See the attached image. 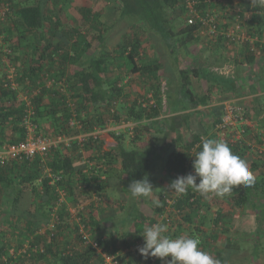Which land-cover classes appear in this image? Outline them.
<instances>
[{
	"label": "trees",
	"instance_id": "16d2710c",
	"mask_svg": "<svg viewBox=\"0 0 264 264\" xmlns=\"http://www.w3.org/2000/svg\"><path fill=\"white\" fill-rule=\"evenodd\" d=\"M72 2L0 0V149L25 140V116L42 138L68 139L0 163V264H108L106 256L113 264H167L171 257L145 259L138 251L144 229L156 223L167 225L165 235L173 238H198L202 250L227 263L232 256L222 246L240 236L251 205L264 210L262 152L249 150L256 155L248 164L253 182L234 187L225 197L203 196L191 188L178 194L168 186L194 173L201 136L210 134L222 116V102L230 99L225 93L232 90L234 75L215 73L230 67L223 51L238 47L245 61L237 64L247 67L264 56V50L255 53L248 43L229 36L232 25L259 38L264 35V7L255 0H113L109 8L116 5L118 17H102L103 8L102 15L92 12L95 4L93 9L81 6L80 19L71 22L65 11ZM4 16L9 17L6 23ZM122 22L126 27L120 29V39L109 43ZM155 36L165 44H155ZM199 36L203 43L209 38L220 45L217 55H209L205 66L176 68V88H166L161 82L169 76L166 65L176 67L178 62L172 54ZM12 67L16 89L7 79ZM117 68L121 71L113 74ZM129 76L149 95L131 98L124 92L121 81ZM215 98L222 102L213 109H194ZM182 100L192 110L186 111V105L171 108ZM242 101L236 102L248 118L264 111L262 103L247 106ZM205 113H211L212 124H195V116ZM128 123L131 126L108 130ZM248 135L245 129L241 141H226L242 159L248 153ZM145 176L149 181L160 177L167 186L147 213L143 199L133 198L127 187ZM129 201L137 212L119 223ZM261 216L257 224L264 220V211ZM220 234L227 241L222 243Z\"/></svg>",
	"mask_w": 264,
	"mask_h": 264
},
{
	"label": "clouds",
	"instance_id": "9594fccd",
	"mask_svg": "<svg viewBox=\"0 0 264 264\" xmlns=\"http://www.w3.org/2000/svg\"><path fill=\"white\" fill-rule=\"evenodd\" d=\"M255 2L264 7V0ZM193 169L194 173L173 180L168 186L169 190L184 194L191 188L203 196L215 194L222 198L230 195L234 187L248 186L254 180L247 162L220 139L202 138L201 150L195 155ZM128 191L133 198L140 199L151 197L154 190L145 176L141 180H133ZM167 231V225L161 223L146 227L142 234L144 244L138 248L139 253L145 259L156 257L165 260L171 257L167 264H220L219 260L200 248L198 238L184 235L173 238L165 235Z\"/></svg>",
	"mask_w": 264,
	"mask_h": 264
},
{
	"label": "rangeland",
	"instance_id": "374dc122",
	"mask_svg": "<svg viewBox=\"0 0 264 264\" xmlns=\"http://www.w3.org/2000/svg\"><path fill=\"white\" fill-rule=\"evenodd\" d=\"M105 2H108V4L101 6V3H105ZM112 2H113V0H73L72 4L65 11L66 18L68 20H70L71 22H75V21L80 19L79 9L81 6H85V7L89 6L91 9H93L95 4H97V5H96V7H94L95 9L92 10V12L98 11L102 15L101 8H103L104 13H103L102 17H104V15H108V16L113 17L116 13H117V17H118L119 16V10H116L117 9L116 5L114 4L115 6L113 8H109V6L113 5ZM54 12H55V9L52 10V12L49 11V14H52ZM0 15H3L2 10L0 11ZM8 18H6L4 16L5 23L9 21ZM120 24H121V26L119 25L115 30H113L111 32V34H110L111 40L109 41V43H115V41H118L120 39V35H121L120 29L121 28L123 29L124 27H126V25H125L126 23L122 22ZM127 31L129 33H134V32H132L133 29L128 28ZM138 33H140V32H138ZM156 37L157 36H155V40H153V42L155 44H159V43L165 44L164 40L158 41V39H156ZM55 38L58 39L59 36H56ZM228 47L231 48V46H228ZM146 48L150 49L149 47H146ZM158 49L161 53L163 46H159ZM230 50H232L233 54H234L235 49L231 48ZM151 53L148 52L149 57H151ZM214 54L217 55V52H215ZM230 54H232V53L228 52V55H230ZM185 57H187L186 54H185ZM248 67L245 68V70L246 69L248 70ZM175 69H176V67L174 66V64H172V66H170L167 63L166 72L169 74V76H167L166 78H162V81H161L162 84H165L166 88H169L170 86L174 87L173 89L176 88V83H175L176 80L175 79H176L177 70H175ZM119 71H121V70L119 68H117V69H115L113 74H115ZM219 71L220 72H215V73L224 77L225 71L224 70H219ZM255 75H256L255 76L256 78H254L253 81H257L260 83L263 82L262 81L263 77H261L258 73H255ZM111 76L112 75H110V78H111ZM129 77H124L121 81V83L124 85V92H127L131 98L135 97L137 95V93H145L146 95H149V93L148 94L146 93V88L143 85L136 83L133 76H131L130 78ZM259 98L263 100L264 95L261 94V96ZM152 134H153L152 136L156 135L159 138L160 137L162 138V135L159 133H157V134L152 133ZM159 142H162V141H159ZM171 149L172 148H170L169 151ZM160 150L161 149L152 148L151 152H160ZM153 156L157 157V154H153ZM163 160H165L164 157H163ZM159 178L160 177H158L156 179V177H155V179L150 181L151 184L153 185V190H154L152 193V196L149 198H142L143 199L142 209L144 210L145 213L150 212L149 211L150 204L155 200L154 198L157 197L159 192H167V186H165V182L161 183ZM129 185H130V182L127 183V187H129ZM127 197H128V194H127ZM133 204H134L133 201H129V203H125L126 206H130V207H129V210L127 212L123 211L122 216H118L117 221L119 223L122 222L121 220H124L125 218L128 217L129 212H130V214L137 212L138 208L133 206ZM251 207L253 209H250V212L248 213L249 215L246 218L244 217L246 224H245V226H243V225L241 226L240 229H242V230H240V232H239L240 236H234V239H232L230 237V239L227 242V244H229V245L228 246L227 245L222 246V248H224V253H226L228 255V257L232 256L231 259L227 260V263H225V264H264V220H262V222L259 224H257V222H256V220L258 218H260V217L262 218L261 212L264 210L261 208L262 206H259L257 204L251 205ZM142 209H141V211H143ZM256 227H257V229H256ZM219 238L222 240V243L224 241H227V239H228L225 234H220ZM237 250H239V251L237 252ZM233 252H235L236 254Z\"/></svg>",
	"mask_w": 264,
	"mask_h": 264
},
{
	"label": "crops",
	"instance_id": "0c3cea01",
	"mask_svg": "<svg viewBox=\"0 0 264 264\" xmlns=\"http://www.w3.org/2000/svg\"><path fill=\"white\" fill-rule=\"evenodd\" d=\"M233 29L236 25H232ZM199 37H196L195 40L193 42L187 43L181 47H179L176 52L173 53V58L176 59V57L178 58V62L175 61V65L176 68H180V67H194L197 64H204V66L207 63V58L209 57V55L211 57H214L215 54L214 52L218 50V47L220 48L219 44H215L211 39L209 40L208 38V43L204 42L203 40H199ZM238 47H234L235 49V53L233 54L232 50H229V53H232L230 55H228V52L226 50H224L223 52H225V56L227 55V59L225 61V65H228L230 67L226 68V66H222L220 69L225 70L227 72L231 73L232 78L234 79V83L233 85H231V91L230 92H226V96L229 95L230 99L233 100H242L243 99V103L246 104L247 106H250L252 104H255L254 106H257V103H262L264 104V99H260L259 97L261 96V94L264 95V56H257L256 60L254 62V65L252 67H248V70L245 68H247V66H245V64H237L238 62H244V56H242L243 54L242 51L240 52V50L237 49ZM240 52V54H238ZM185 54L187 55V57H185ZM230 56V57H229ZM237 58V59H236ZM191 60H193L192 62H190ZM212 60V59H211ZM209 60V61H211ZM241 60V61H240ZM189 61V63H188ZM163 65H165V61L163 60ZM239 65V66H238ZM176 70V69H175ZM262 71V72H261ZM255 73H258L261 77H263L262 81L263 82H257V81H253L254 78H256ZM220 92L218 94L217 97L221 96ZM233 93H236V95H233ZM236 96V97H233ZM163 98H165V94L163 95ZM163 102H165L163 100ZM222 101H218V99L215 98V100H213L211 103L205 105V106H197L196 110H205V109H213L214 106H217L221 103ZM180 106L179 105H175L172 106L171 108H175V109H183L184 105L185 109H187L186 111L192 110L191 108H188V104L185 101H181ZM264 110V108L262 109ZM209 114L211 113H205L203 115L199 114L195 116L196 119V123L195 124H200L201 120L205 121L208 125L212 124L211 119ZM213 117V116H212ZM215 118V117H214ZM219 120V119H218ZM214 124V123H213ZM128 124H124V125H114L112 127H109L108 130H115V129H122L124 127H126ZM246 131H250L251 135H248L245 138V142L244 144L246 145V147H248V153H244L242 155V157L244 158V160L247 162V164H251L253 161L252 160V155L250 153V151L253 150V152H262V155L264 157V140L260 141V138L264 139V111L262 112H255L253 114V116H251L250 118V125L247 126ZM257 132V133H256ZM258 134V137L255 138V135ZM260 133V134H259ZM250 150V151H249ZM254 157L256 155H253ZM264 159V158H263ZM111 212L108 211V213H106L107 215L110 214ZM152 264H156L155 261H153Z\"/></svg>",
	"mask_w": 264,
	"mask_h": 264
},
{
	"label": "built area",
	"instance_id": "2783aa9c",
	"mask_svg": "<svg viewBox=\"0 0 264 264\" xmlns=\"http://www.w3.org/2000/svg\"><path fill=\"white\" fill-rule=\"evenodd\" d=\"M188 22L192 23L193 21L192 19H189ZM229 36L230 40H234L235 42L239 41V43H248L250 45V49L255 53H259L264 50V35L259 38L257 35L248 34L245 32V30L241 28L240 25H236L233 30L229 31ZM1 42L2 41L0 40V45ZM7 71V79L9 81L8 83L12 89H16L17 83L15 82V71L13 67ZM222 105V116L215 123L213 130L210 132V134H207L205 136L202 135L201 140L202 138L213 136L214 139H220L224 142L228 140H230L231 142L241 141L245 129H247V126L250 125V118L244 116L245 111L243 109V106L239 105L236 100L228 99L226 101H223ZM23 124L27 129V135L25 140L15 144L7 145V147L0 149L1 164H4V162L9 158H20V156L22 155L29 156L34 154L35 152L44 151L50 145L56 144L57 142L62 141L63 139L65 141L68 140L65 137H58L55 141H50L45 138H42L41 136L37 135L34 131L35 126L31 123L30 118L28 116H25V118L23 119ZM232 132L233 134H231ZM78 138L80 140L82 139L81 136H79ZM110 259L111 258L109 256H106L107 263L113 264ZM114 264H116V262H114Z\"/></svg>",
	"mask_w": 264,
	"mask_h": 264
}]
</instances>
